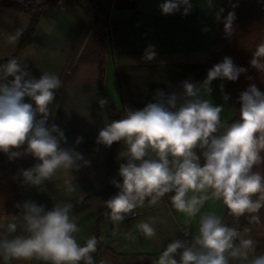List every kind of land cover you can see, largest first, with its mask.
Returning a JSON list of instances; mask_svg holds the SVG:
<instances>
[{"label":"clouds","instance_id":"9594fccd","mask_svg":"<svg viewBox=\"0 0 264 264\" xmlns=\"http://www.w3.org/2000/svg\"><path fill=\"white\" fill-rule=\"evenodd\" d=\"M159 7L163 15L182 9L181 14L187 16L193 5L191 0H164ZM235 19V13L229 12L224 20L227 36L236 31ZM21 35L22 30H17L7 37L8 43H17ZM155 58L154 46L149 45L142 59ZM249 63L264 72V42L256 46ZM246 72L225 56L200 83L211 92L214 80L235 82ZM63 86L55 73L33 77L27 65L15 57L0 65V152L9 159L30 155L37 161L19 171L16 178L22 186L39 187L61 176L71 194L77 186L74 173L89 167L90 161L75 146L64 147L65 132L49 123L55 93ZM179 87L171 93L157 89L153 102L142 109L125 108L120 119L106 122L99 130L95 143L106 148L121 144L119 156L126 160L118 170L122 182L111 181L118 193L102 202L107 209L103 215L118 226L146 202L155 206L168 196L176 212L189 219L199 215L197 228L192 232L184 227V238L174 235L151 264H264V253L253 255L256 241L251 235L246 238L249 228L241 230L215 213L201 212L209 200L220 201L237 222L244 217L250 224L260 223L259 212L264 207V92L255 84L240 92L238 118L228 123L221 116L224 105L203 98L198 83L188 79ZM97 102L101 108L108 104L104 97ZM82 140L77 137L75 145ZM74 206L71 200L54 203L51 209L35 201L17 204L19 214L0 235L3 264H96L93 254L100 241L90 236L83 245L78 242L80 228ZM151 219L152 223L138 225L145 238L157 236L155 218Z\"/></svg>","mask_w":264,"mask_h":264},{"label":"crops","instance_id":"0c3cea01","mask_svg":"<svg viewBox=\"0 0 264 264\" xmlns=\"http://www.w3.org/2000/svg\"><path fill=\"white\" fill-rule=\"evenodd\" d=\"M17 3L47 0H4ZM109 16L111 43L105 56L104 92L108 100L119 109H142L157 89L165 93L180 90V83L191 79L198 83L200 95L211 99L216 105H224L222 119L229 122L235 116L231 95L224 83L217 79L211 84V92L200 83L211 68V49L215 32L225 9V0H191L189 15L181 12L163 15L159 5L164 0H100ZM91 0H61L42 18L33 35L32 42L20 52L18 60L27 65L35 78L43 72L57 74L64 86L55 93L49 123H55L67 137L64 147L75 146L84 158L90 161L76 176V191L67 193L63 178L39 187L22 186L18 177L21 169L32 167L37 161L30 155H21L0 164V235L14 215L19 214L17 204L35 201L51 209L54 203L71 200L73 214L78 218L80 231L76 234L83 245L89 238L102 212V202L107 200L106 147L95 143L99 130L108 122L107 106L97 102L100 91L102 49L95 27L85 20L82 7ZM222 10V11H221ZM30 15L0 8V60L14 57L29 25ZM17 30L22 35L15 44L7 37ZM154 46L156 58L144 61L145 49ZM12 77H9L10 81ZM223 85V88H221ZM228 99L225 100L224 97ZM25 102L32 101L25 98ZM77 137L82 143L75 145ZM21 151H23L21 149ZM2 152H0L1 154ZM121 163L126 160L121 158ZM116 180L122 182L117 174ZM115 187V194L118 193ZM77 200L80 203L75 204ZM139 217L125 219L114 226L105 219L100 228L104 244L100 256L109 264H151L162 247L172 237L183 239L186 226L196 231L199 215L189 219L178 213L165 196L155 206L145 203L136 209ZM201 212L215 213L223 219L227 208L220 201L209 200ZM157 236L145 238L138 230L142 222L152 223ZM179 259V257H177ZM0 264H3L0 260ZM11 264H25L12 261ZM30 264H37L32 261Z\"/></svg>","mask_w":264,"mask_h":264},{"label":"trees","instance_id":"16d2710c","mask_svg":"<svg viewBox=\"0 0 264 264\" xmlns=\"http://www.w3.org/2000/svg\"><path fill=\"white\" fill-rule=\"evenodd\" d=\"M60 1L61 0H47L44 3H36L34 1L17 3L0 0V8L14 12H23L30 15L29 25L19 44L18 50L14 55L15 58H18L20 52L31 44L33 35L37 31L41 18ZM225 1L223 16L213 39L211 67L221 62L225 56H228L233 59L237 66L247 69V72L242 73L235 82L221 80L227 87L236 110L234 118L228 122L231 123L234 119L238 118V108L240 106L238 98L240 92L246 90L251 84H255L260 91L264 92V72H259L257 69L251 67L249 63L256 46L259 43L264 42V0ZM82 10L85 20L95 27L101 44L102 59L100 91L102 97L106 98L104 92L105 56L111 43L109 16L100 0H91L88 6L82 7ZM229 12H234L236 17L234 21V28L236 31L231 36H227L224 31V20ZM7 60L8 59L0 60V65L4 64ZM107 109L108 122L120 119L124 114V108L119 109L110 100H108ZM122 147L121 144L114 143L110 148H106L107 175L105 195L108 199L115 194V186L111 181L113 179L116 180L118 174L119 165L121 164V157L119 154L122 151ZM7 159L8 156L6 154H0V164L4 163ZM261 170H264V166H262ZM76 207H74V209ZM105 211H107V209ZM104 212L99 216L96 227L91 235L97 237L100 241L97 251L93 254L96 264H100V261H102L100 253L104 244L100 239V228L102 222L107 219L103 215ZM259 216V224H250L244 217H241L239 222H237L234 217L228 214V210L223 218V220L230 226L238 227L241 230L245 227L250 229V232L256 241L255 255L264 253V207L260 209Z\"/></svg>","mask_w":264,"mask_h":264},{"label":"built area","instance_id":"2783aa9c","mask_svg":"<svg viewBox=\"0 0 264 264\" xmlns=\"http://www.w3.org/2000/svg\"><path fill=\"white\" fill-rule=\"evenodd\" d=\"M138 217H139V212L137 210H135L134 214H130V215L126 216L125 219L133 220V219H136Z\"/></svg>","mask_w":264,"mask_h":264},{"label":"water","instance_id":"95a60500","mask_svg":"<svg viewBox=\"0 0 264 264\" xmlns=\"http://www.w3.org/2000/svg\"><path fill=\"white\" fill-rule=\"evenodd\" d=\"M249 235H251V236L253 237V235H252L251 232H250V234H247V235H246V238H248ZM255 251H256V247H255ZM255 251H254L253 255H255Z\"/></svg>","mask_w":264,"mask_h":264}]
</instances>
